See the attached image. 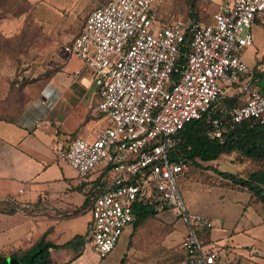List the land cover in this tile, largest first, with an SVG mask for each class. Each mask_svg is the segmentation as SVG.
Listing matches in <instances>:
<instances>
[{"label":"built area","instance_id":"2783aa9c","mask_svg":"<svg viewBox=\"0 0 264 264\" xmlns=\"http://www.w3.org/2000/svg\"><path fill=\"white\" fill-rule=\"evenodd\" d=\"M166 2L109 0L86 16L80 34L63 52L82 62L97 91L95 110L107 125L94 139L75 137L53 152L56 161L77 173L79 185L97 169L110 180L88 195L84 249L107 256L133 222L135 202L146 198L157 213L171 211L184 223L181 264H218L217 244L197 235L213 228L211 220L189 212L178 187L189 167L184 160L171 162L169 152L188 123L205 119L218 127L212 113L220 110L217 104L230 88L247 95L241 107L228 113L232 125L248 119L264 123V96L249 87L250 69L242 60L254 43L253 28L264 30V0H227L208 23L163 22L158 10ZM187 35L191 53L175 68ZM173 72L176 82H171ZM212 137L220 138V132Z\"/></svg>","mask_w":264,"mask_h":264},{"label":"crops","instance_id":"0c3cea01","mask_svg":"<svg viewBox=\"0 0 264 264\" xmlns=\"http://www.w3.org/2000/svg\"><path fill=\"white\" fill-rule=\"evenodd\" d=\"M78 1L47 0L38 10L39 26L52 43L46 46L42 59H37L35 73L27 74L18 82L9 68L8 57H0V203L33 204L32 210L26 212L0 213V256L29 249L42 237L53 245L64 246L77 237L85 240L88 233L90 212L85 194L90 183L99 176V170L87 179L88 184L79 185L77 173L56 161L53 152L59 137L66 141L75 137L92 140L107 125L105 118L95 110L97 91L88 80L82 62L63 52V47L78 37L84 22L77 30L68 32L69 22H61L58 15L64 9H73ZM225 1L214 4L215 9ZM96 3L90 0L87 6L94 7ZM21 28L20 23L2 22L0 35L13 36L20 33ZM58 30L63 33L59 40L54 33ZM253 34L258 40L264 39V30L259 26L253 28ZM260 44L264 55V40ZM263 55L252 67L243 62L251 70L262 63ZM76 71H80L77 76ZM260 85L264 88V81ZM239 93L238 87H234L226 90L225 96L231 98ZM242 97V101L247 98ZM214 163L220 170L221 161ZM64 167L74 173L67 175ZM254 182L264 189V169L254 177ZM193 184L226 193L219 195L221 201L214 208L204 205L205 202L202 206L186 202L189 212L211 220L209 241L219 247L218 264L223 260L228 264H264V204L246 192L208 188L198 183L183 187ZM19 190L23 193L19 194ZM224 196L227 201L223 200ZM174 217L176 235L173 239L180 249L186 228ZM85 242L79 249H50L52 264H121L127 254L128 241L125 251L116 245L103 258L91 249H84Z\"/></svg>","mask_w":264,"mask_h":264},{"label":"trees","instance_id":"16d2710c","mask_svg":"<svg viewBox=\"0 0 264 264\" xmlns=\"http://www.w3.org/2000/svg\"><path fill=\"white\" fill-rule=\"evenodd\" d=\"M164 7V6H163ZM159 8L158 14L163 22L170 20H163L161 16L162 8ZM192 20H199L198 18H189ZM187 20V19H185ZM15 34L11 37H16ZM191 53L190 48V35H187L184 42L180 45L178 54L175 59V68H180L184 65L186 57ZM264 60V55L262 57ZM259 62L250 72L246 75L249 81V87L254 90H258L264 96V88L261 90L256 87H251L253 82L264 81V70H259ZM17 79V75H15ZM177 81V75L173 72L171 75V82ZM243 93H239L234 97H226L225 95L219 100L217 106L219 111L212 113V118L218 120V127L215 128L208 124L205 119H199L192 121L184 126V128L177 134L174 147L169 152V159L171 162L176 163L179 160H184L190 174H186L178 181L179 190L189 183H198L205 185L208 188H221L226 190H234L238 192H246L251 194V197L264 204V189L259 187L254 182V177L264 169V123H260L257 119H248L240 124L232 125L228 113L234 109L241 107L243 101L241 96ZM215 131L220 132V138L212 137ZM59 137V134H58ZM70 141H66L60 137L57 139L53 149L58 145L68 146ZM234 158L231 162H238L244 164V170L235 173L223 172L218 169V165L214 162L222 161L225 158ZM204 167H212L203 170L204 174H201L197 169ZM196 168V169H195ZM88 184V183H84ZM92 184L90 189L85 194V200L87 202L88 195L92 190L101 191L110 184V180L106 177V174H100L97 179L90 183ZM32 203L19 204L15 202H2L0 203V213L21 211L26 212L32 210ZM166 212V211H164ZM163 212V213H164ZM162 213H157L154 207L150 205L146 198H141L136 201L133 207V222L131 223V232L128 236L127 248L132 246L133 235L136 234L138 227L149 218L158 217ZM85 240L80 237L73 239L64 246H56L48 242L44 237L39 239L37 243L32 245L29 249L24 251H14L11 255L0 256V264H8L7 259L13 258L19 264H52L50 249L59 250L64 248H76L82 247ZM197 235L209 241L210 230L205 229L197 232ZM182 259L180 264L184 261V256L179 249ZM127 256L125 255L121 261V264H127Z\"/></svg>","mask_w":264,"mask_h":264},{"label":"rangeland","instance_id":"374dc122","mask_svg":"<svg viewBox=\"0 0 264 264\" xmlns=\"http://www.w3.org/2000/svg\"><path fill=\"white\" fill-rule=\"evenodd\" d=\"M95 6L107 3L109 0H96ZM220 0H167L161 10L163 20H171L175 18L187 19L195 17L203 23L210 22V16L215 9L216 3ZM47 0H0V23H20L22 25L20 33L16 37H5L0 35V57H8L10 61L9 68L15 75L28 76L35 73L37 70V59L40 60L44 56L47 47L52 43L47 32L43 31V27L39 26L38 10L44 6ZM90 0H79L78 4L73 9H64L60 12L59 18L62 22H69L70 27L68 32L77 30L81 27L87 13L94 7L87 6ZM56 39L59 40L63 33L58 30L54 32ZM65 33V32H64ZM17 34V33H16ZM53 34V33H52ZM15 35V34H14ZM55 38V37H54ZM264 40V39H263ZM261 39H256L254 36V44L245 49L243 60L252 67L263 52L260 51ZM4 61V60H3ZM264 69V60L260 64L259 70ZM28 74V75H27ZM18 76V77H19ZM17 81H23L18 80ZM33 81V80H32ZM261 84V82H260ZM258 82H253L251 87H256L261 90L262 85ZM245 99L247 95H242ZM234 158H225L221 161L220 170L237 174L238 171L244 170V165L231 162ZM212 168L204 167L197 169L201 174L203 170ZM193 168H191L192 170ZM196 169V168H195ZM191 170L188 174L191 173ZM67 175H72L74 172L64 167ZM183 201H189L196 206L204 205L219 206L221 199L219 198L221 191L217 189L208 190L199 185L193 184L189 188L182 187L180 190ZM226 196V195H225ZM223 197L227 201V197ZM158 217L146 219L139 227L136 234L132 238L131 248H127V264H180L182 259L177 240L173 239L176 230L173 226L172 219H175L174 213L171 211L164 212ZM168 213V214H167ZM131 232V225L125 228L120 237L117 248L121 251L126 250V243ZM222 264H228L227 260H223ZM237 264H241L238 262Z\"/></svg>","mask_w":264,"mask_h":264},{"label":"water","instance_id":"95a60500","mask_svg":"<svg viewBox=\"0 0 264 264\" xmlns=\"http://www.w3.org/2000/svg\"><path fill=\"white\" fill-rule=\"evenodd\" d=\"M7 262H8V264H19L15 259H13V258H8L7 259Z\"/></svg>","mask_w":264,"mask_h":264}]
</instances>
